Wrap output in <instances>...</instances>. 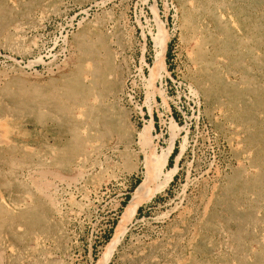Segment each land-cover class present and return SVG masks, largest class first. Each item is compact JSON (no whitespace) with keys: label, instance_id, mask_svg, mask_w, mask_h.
<instances>
[{"label":"rangeland","instance_id":"obj_1","mask_svg":"<svg viewBox=\"0 0 264 264\" xmlns=\"http://www.w3.org/2000/svg\"><path fill=\"white\" fill-rule=\"evenodd\" d=\"M0 264H264V0H0Z\"/></svg>","mask_w":264,"mask_h":264},{"label":"bare ground","instance_id":"obj_2","mask_svg":"<svg viewBox=\"0 0 264 264\" xmlns=\"http://www.w3.org/2000/svg\"><path fill=\"white\" fill-rule=\"evenodd\" d=\"M156 43L158 45V56L155 64V74L163 68V55L167 45V38L165 35L157 36ZM158 177L156 168L152 166L148 168V176L146 179L138 184L132 191L130 198L125 204L121 219L115 226L113 236L109 242L107 251H112L116 247L120 240L121 234L123 233L126 222L134 215L139 205L149 201L155 194L160 191L164 185L168 182L169 176L166 175L160 178L158 181L155 179Z\"/></svg>","mask_w":264,"mask_h":264}]
</instances>
